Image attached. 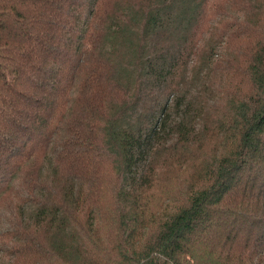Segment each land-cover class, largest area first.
Instances as JSON below:
<instances>
[{"label":"trees","instance_id":"1","mask_svg":"<svg viewBox=\"0 0 264 264\" xmlns=\"http://www.w3.org/2000/svg\"><path fill=\"white\" fill-rule=\"evenodd\" d=\"M0 264H264V0H0Z\"/></svg>","mask_w":264,"mask_h":264},{"label":"rangeland","instance_id":"2","mask_svg":"<svg viewBox=\"0 0 264 264\" xmlns=\"http://www.w3.org/2000/svg\"><path fill=\"white\" fill-rule=\"evenodd\" d=\"M108 168H109V170H110V166H108ZM106 184H108V182H107Z\"/></svg>","mask_w":264,"mask_h":264}]
</instances>
